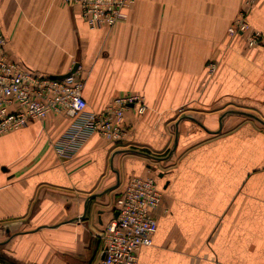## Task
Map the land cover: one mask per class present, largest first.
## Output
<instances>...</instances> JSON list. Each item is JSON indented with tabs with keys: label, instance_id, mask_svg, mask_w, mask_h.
Returning a JSON list of instances; mask_svg holds the SVG:
<instances>
[{
	"label": "crops",
	"instance_id": "crops-1",
	"mask_svg": "<svg viewBox=\"0 0 264 264\" xmlns=\"http://www.w3.org/2000/svg\"><path fill=\"white\" fill-rule=\"evenodd\" d=\"M243 7L134 0L90 29L72 3L0 0V56L46 76L75 68L87 110L131 94L147 105L124 110L123 139L94 133L70 157L55 147L64 113L0 134V260L99 264L116 197L149 169L162 197L137 264H264V0L247 9L256 47L226 34Z\"/></svg>",
	"mask_w": 264,
	"mask_h": 264
},
{
	"label": "built area",
	"instance_id": "built-area-1",
	"mask_svg": "<svg viewBox=\"0 0 264 264\" xmlns=\"http://www.w3.org/2000/svg\"><path fill=\"white\" fill-rule=\"evenodd\" d=\"M79 9L81 18L90 29L111 27L126 18V9L134 0H62ZM255 0H244V7L227 27L229 37L241 36L248 47L262 44L261 32L247 17L248 7ZM4 39L0 35V45ZM209 71L215 65H208ZM62 78L40 75L20 63L0 56V134L41 120L50 112L64 113L71 123L56 143L62 157L72 156L92 134L98 133L111 142L126 135L124 110L135 105L138 114L147 108L138 94L117 97L99 111L87 110L82 95L83 83L77 70H70ZM162 193L149 169L143 175H132L115 199L117 215L103 228L102 258L99 264H137L140 247L152 243L157 223L154 210ZM0 264H8L0 260ZM215 264H224L215 262Z\"/></svg>",
	"mask_w": 264,
	"mask_h": 264
},
{
	"label": "rangeland",
	"instance_id": "rangeland-1",
	"mask_svg": "<svg viewBox=\"0 0 264 264\" xmlns=\"http://www.w3.org/2000/svg\"><path fill=\"white\" fill-rule=\"evenodd\" d=\"M238 13H239V12H238ZM238 13H237V15H238ZM237 15H236V16H237ZM257 30H258V29H257ZM226 34H227V29H226ZM227 35H228V34H227ZM261 36H262V35H261ZM210 63H213V64L215 65L214 70L210 71V73L213 74V73L216 71V69H217V64H216V61H213V60L210 61V62L208 63V65H209ZM81 80H82V83H83V81H84L83 78H81ZM146 110H147V108H146ZM146 110H145V111H146ZM145 111H144V112H145Z\"/></svg>",
	"mask_w": 264,
	"mask_h": 264
},
{
	"label": "water",
	"instance_id": "water-1",
	"mask_svg": "<svg viewBox=\"0 0 264 264\" xmlns=\"http://www.w3.org/2000/svg\"><path fill=\"white\" fill-rule=\"evenodd\" d=\"M75 67V66H74ZM75 70V68H73L72 69V71H74ZM66 74H62V75H51L50 77H52V78H62V77H64Z\"/></svg>",
	"mask_w": 264,
	"mask_h": 264
}]
</instances>
